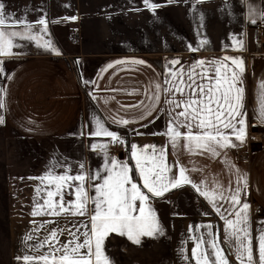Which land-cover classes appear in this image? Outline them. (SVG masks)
<instances>
[{
  "label": "crops",
  "instance_id": "0c3cea01",
  "mask_svg": "<svg viewBox=\"0 0 264 264\" xmlns=\"http://www.w3.org/2000/svg\"><path fill=\"white\" fill-rule=\"evenodd\" d=\"M2 2L7 13L37 27H40L38 19L45 18L47 34H36L42 37L41 44L51 40L59 52L57 55L38 47L36 41L18 40L22 46L14 48L13 55L0 57L4 70L0 74V88L5 89L0 94L5 104L0 116L6 133L3 138L6 210L13 223L26 224L39 236L28 241L31 251L25 248L23 240L14 242L10 264H21L16 257L26 252L36 256L49 252V246L36 251L35 245L44 241L51 231L57 230L60 243H65L71 239L69 230L75 231L73 225L86 222V217L63 212L33 217L34 197L39 199L35 189L43 185L38 179L29 178L41 177L50 171L63 174L60 163L70 166L71 175L80 171V164H84L86 175L103 173L104 153L99 147L91 149L92 144L103 145L110 157L128 161L133 168L131 144L140 148L145 145L164 148L169 164L179 159L181 166L197 169L186 174L197 183L207 185L209 190L216 189L217 184L235 189L237 172L245 175L247 187L243 188L240 200L250 206L255 254L258 230L264 228L261 223L264 221V144L249 153L248 138L253 133H264V124L256 119L259 84L264 80V54L254 40V31L245 29L244 25H264V22L259 18L256 23L250 22L249 3L245 0H152L158 5L152 11L143 0ZM252 6L264 9V0H252ZM75 32L81 33L82 39L97 38L92 50L70 41ZM133 37H138L139 50L133 48ZM189 45L199 50L190 51ZM224 56L243 60L245 142L223 150L219 156L189 154L183 149L173 151L169 138L160 134L168 127L169 107L164 103L167 97L161 94V102L151 115L145 113L141 102L149 103L148 96L152 95L155 84L167 87L163 82L172 68L170 61H180L173 70H187L197 60ZM135 60L145 63H131ZM227 63L236 67L231 60ZM176 97L184 98L180 93ZM97 119L118 137L121 133L129 135L123 152H115L111 138L89 135L95 131ZM120 119L129 123L115 122ZM173 171L178 176V168ZM240 185L243 187V181ZM142 190L147 193L146 189ZM69 191L74 190L65 189ZM88 191L94 195L90 188ZM147 194L164 234L141 237L138 245L125 236L110 234L104 251L112 264H195L191 257L195 246L192 237L201 234L207 237L209 231L206 227L196 231L201 225L212 226L211 231L220 235V246L225 249L229 264H238L234 252L223 243L224 220L191 185L183 184L161 197ZM74 199V195H65V201ZM217 204L227 216L225 209L230 207L229 203L217 200Z\"/></svg>",
  "mask_w": 264,
  "mask_h": 264
},
{
  "label": "snow or ice",
  "instance_id": "6c2138e0",
  "mask_svg": "<svg viewBox=\"0 0 264 264\" xmlns=\"http://www.w3.org/2000/svg\"><path fill=\"white\" fill-rule=\"evenodd\" d=\"M143 2L149 10L154 11L158 7L152 0ZM245 2L250 5V22L256 23L257 18L264 22V9H255L252 0ZM5 7L0 0V57L13 55V49L22 46L17 43L18 40L36 41L38 47L59 55L51 40H44L41 44L42 37L36 34H47L48 21L45 18L38 19L37 25L40 27H37L26 19L7 13ZM188 47L190 51L199 50L191 45ZM230 60L236 65L235 68L227 63ZM131 63L141 65L145 62L135 60ZM179 63L178 60L170 61L172 68L163 82L167 87L160 83L155 84L152 95L148 96L149 103L141 102L145 113L151 115L161 102V94L167 97L164 103L169 107L168 127L160 134L169 138L172 150L183 149L189 154L210 153L212 156H219L223 150L242 145L246 136L244 88L241 79L242 58L224 56L222 59L214 58L209 61L197 60L187 70L184 68L173 70ZM2 64L3 61L0 60V74L4 71ZM259 89L256 119L264 124V80L259 84ZM4 92L5 89L0 88V94ZM176 93H180L184 98L177 99ZM4 107V101L0 98V109ZM177 109L182 110L176 111ZM3 122V116H0V124ZM115 122L124 125L129 123L126 119ZM89 135L109 137L114 142L124 144V141L105 127L99 119L96 120L95 131H91ZM232 137L239 143L234 142ZM90 147L93 150L99 147L104 153L103 173L97 171L93 175H86L83 171L84 164H80V171L71 175L70 166L60 163L59 167L63 169V174L50 171L41 177L29 178L38 179L43 185V188L35 189L39 199L34 197V210L31 213L33 217L63 212L87 219L86 222L73 225L75 231L69 230L71 239L65 243H60L57 230L51 231L44 241L35 245L36 251L45 246H49L51 250L39 256L29 255L27 252L23 256H17L16 259L21 264H112L104 251L106 238L115 233L138 245L141 237L163 235V228L149 204L150 197L147 193L152 197H161L183 184H189L196 189L208 200L217 214L221 215L225 225L223 243L227 245L228 250L234 252L238 264H264V228L258 230L254 254L248 211L250 206L246 202L241 203L240 200L243 188L247 187L245 175L237 172L235 189L230 187L226 189L217 184L216 189L209 190L207 185L197 183L186 174L197 169L189 170L181 166L179 159L175 164H169L164 148H157L155 145L140 148L136 144H131L130 159L134 162L133 168L128 161H118L110 157L103 145L92 144ZM174 168H178V176L173 171ZM240 181H243V187ZM66 188L74 191L65 192ZM88 188L94 195L89 194ZM142 189H146L147 193ZM42 192L44 195H41ZM65 195H74L75 199L65 201ZM56 197L59 199H55ZM40 200L43 203H40ZM217 200L229 203L230 207L225 209L227 216L220 212ZM261 223L264 224V221ZM201 227H206L209 231L207 237L203 234L192 237L195 246L191 251V257L195 264H229L225 249L220 246V235L211 231V225L198 226L196 231ZM23 239L25 248L31 251L28 241H31L33 236L27 234Z\"/></svg>",
  "mask_w": 264,
  "mask_h": 264
},
{
  "label": "rangeland",
  "instance_id": "374dc122",
  "mask_svg": "<svg viewBox=\"0 0 264 264\" xmlns=\"http://www.w3.org/2000/svg\"><path fill=\"white\" fill-rule=\"evenodd\" d=\"M134 34V33H133ZM80 35V40L78 46L82 43V45L87 49V50H92V45L94 43V40L96 41L97 38L94 37L92 38L91 36L84 37L82 39L81 33ZM133 42L135 43L133 45V48L135 50H139L138 46V37H133ZM83 40V41H82ZM5 131L4 127L2 124H0V264H10L11 262V254H12V248L14 245V242H21L22 240L24 241V237L27 234H31L36 238H39L37 236V232H35L31 229H28L29 226L26 224H17L13 223L9 218L6 210V192H5V171H4V164H3V138L5 136ZM119 138L124 141L123 146L125 145V141L129 139L128 134L121 133L119 134ZM255 148H253L254 146ZM261 144L255 143L252 144L250 148L249 153L251 151H254L255 149L258 148ZM39 233V232H38Z\"/></svg>",
  "mask_w": 264,
  "mask_h": 264
},
{
  "label": "built area",
  "instance_id": "2783aa9c",
  "mask_svg": "<svg viewBox=\"0 0 264 264\" xmlns=\"http://www.w3.org/2000/svg\"><path fill=\"white\" fill-rule=\"evenodd\" d=\"M245 29L252 30L254 31V40L257 44L260 45V52L264 54V25L261 23H256L253 25H244ZM80 40V35L79 32L72 33L70 36V41L75 44H79ZM264 144V133H253L249 138H248V144H249V150L250 151V146L252 144ZM112 147L115 149V152H123L124 146L118 142H111ZM114 155V154H112Z\"/></svg>",
  "mask_w": 264,
  "mask_h": 264
}]
</instances>
